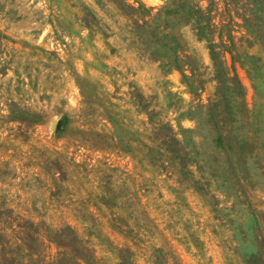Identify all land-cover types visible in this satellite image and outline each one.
<instances>
[{"label":"rangeland","instance_id":"obj_1","mask_svg":"<svg viewBox=\"0 0 264 264\" xmlns=\"http://www.w3.org/2000/svg\"><path fill=\"white\" fill-rule=\"evenodd\" d=\"M196 4L216 24L208 38L180 21ZM228 51L264 165V0H0V264H264L253 157L249 200L214 184L209 206L185 191L182 226L152 214L135 239L85 209L69 173L70 161L99 165L92 142L131 168L129 157L157 154L166 123L188 148L209 138L206 105L224 101L215 75L227 74Z\"/></svg>","mask_w":264,"mask_h":264},{"label":"trees","instance_id":"obj_2","mask_svg":"<svg viewBox=\"0 0 264 264\" xmlns=\"http://www.w3.org/2000/svg\"><path fill=\"white\" fill-rule=\"evenodd\" d=\"M205 13H209V7L203 9L196 4L194 11L189 9L186 15L180 17V21L191 23L198 35H206L208 38L216 24L211 14L203 22L200 14ZM209 46L214 61V43L210 42ZM182 51L180 46L178 53L184 56ZM228 52L231 64L225 65L227 74L215 75L219 88L226 91L224 101L222 98L213 99L206 105L205 115L211 136L208 138L199 133L200 140H192V147L188 148L173 134L171 125L166 123L162 133L159 132L151 140L157 154L129 157L131 168H127L126 163H112L105 155L107 151L92 142V151L104 154L101 159L96 160L98 166L91 161L84 165L69 162L71 180L85 209L95 210L114 231L135 239L139 230L148 226L147 222L152 214L168 228L181 225L183 217L180 209L189 205L183 196L185 191H190L209 206H212L211 200H217L210 188L214 184L226 196L240 201L249 200L245 198V187L252 183V179L245 163L248 158L255 159L257 154L251 146L253 133L246 128L250 122L244 101V87L233 67L234 54ZM171 66H180V63L174 60ZM140 142L146 146L149 144L148 141ZM254 162L264 173V165L257 159ZM162 186H166L177 198L164 199ZM206 194L210 197H206ZM190 233L193 234L194 231L185 229L187 237Z\"/></svg>","mask_w":264,"mask_h":264}]
</instances>
